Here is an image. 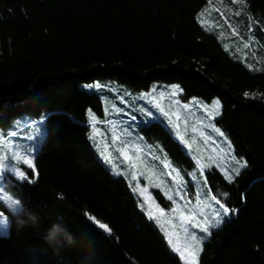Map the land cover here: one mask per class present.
I'll use <instances>...</instances> for the list:
<instances>
[{
	"label": "trees",
	"instance_id": "16d2710c",
	"mask_svg": "<svg viewBox=\"0 0 264 264\" xmlns=\"http://www.w3.org/2000/svg\"><path fill=\"white\" fill-rule=\"evenodd\" d=\"M213 1L0 0V133L46 116L35 124L44 136L34 183L4 181L20 207L0 202L10 217L0 264H184L142 197L91 146L86 110L103 118L102 97L118 104L110 83L168 95L178 86L182 103H221L216 124L247 167L232 183L206 170L211 194L239 211L212 229L198 264H264V0H221L241 13L242 36L252 24L247 58L202 18ZM135 126L177 169L195 167L159 122Z\"/></svg>",
	"mask_w": 264,
	"mask_h": 264
},
{
	"label": "snow or ice",
	"instance_id": "6c2138e0",
	"mask_svg": "<svg viewBox=\"0 0 264 264\" xmlns=\"http://www.w3.org/2000/svg\"><path fill=\"white\" fill-rule=\"evenodd\" d=\"M237 0H230V3H236ZM216 11L220 12L219 9ZM241 13L239 11L235 12L234 15L239 16ZM205 13H201L203 17ZM221 18L228 25L229 28H232V25L229 21V18L224 15L223 12H220ZM251 19V18H250ZM204 21L202 20V23ZM253 30L252 24L249 23L247 27V31L251 33ZM232 35L236 36L240 41V45L237 47V51L243 49H251L252 42L254 38L249 36L247 40L244 37L240 36L239 32L236 29H232ZM225 47H228L225 45ZM245 58H247V53L244 54ZM255 55V53H253ZM250 68L251 64L248 65ZM86 87L92 88L101 87L100 85H87ZM181 89L178 86H174L171 89L170 95L175 97L177 93H179ZM163 96V93H160ZM245 96H248V93H245ZM152 100L155 101V96H152ZM199 102L193 101V104H198ZM177 106H179V101H176ZM158 109L159 113L162 114L165 120H167V124L171 125L172 129L176 130L175 134L179 137L180 141L183 142L189 149L193 147L192 143H189L187 139H185V135L180 132L181 123L184 125V132H188L189 123L187 117H181L180 111L176 112L165 111V109L161 106L159 102L154 103L153 105ZM199 107L205 113L207 119L214 118L215 115H219L220 105L219 102H215L211 108L206 105L200 104ZM184 110L189 109L188 104L182 105ZM112 111L115 113H120L123 109L112 106ZM149 116H152V112H148ZM173 116L175 119H173ZM86 118L91 126V135L90 139L95 141L97 137L101 139L104 138V135L101 133V130L97 128V124L99 123H107L109 126V131L111 133V143H105L103 150L100 155L103 156L106 162L112 163L113 157L111 154V149L116 145L115 150L118 153L119 158L124 160L127 164V168L130 170V176L132 181L136 182L135 191H139L141 195L148 191V187H141L139 184V180L141 178H145L149 181V185L156 189L162 191L163 196L171 202L172 207L170 208V213H166L163 207H160L159 204L155 205V212L153 211L151 204L155 203V198L150 195L145 197V200L149 202L148 207V217L150 219H155L157 224H167L171 226V231L167 228H164L165 236L168 240V243L171 245L172 250L179 253L182 260L185 261V264H198V256L199 253L203 250L202 245L203 241L211 236L210 229L219 228L221 224L225 222L226 217H230L231 215H235L238 213V209L230 208L225 201H222L216 194H210L212 192V188L208 185V177L205 174L206 170H211L213 167L218 168L224 175V178L228 183H232L236 176L239 175L240 170L247 167V161L237 160L235 157H231L233 162V166L230 168H224L218 162V160H222L224 157L220 155L223 153V149H216L213 147L212 151L214 154L209 155L207 157V162L203 160L200 155H196L194 157L196 161L195 171L192 173H186L192 178V180H196L198 177L201 180L203 187L208 188V193L197 192L195 195V203L193 205L192 199L188 197V193L186 188L188 186V182L181 176L180 171L177 168H173L171 164L165 158L161 160V164L163 168L166 169V172H157L154 169L150 168L147 161L141 157L142 150L136 145H130L127 141L123 139L124 136H127V132L118 131V124L114 121H101L92 111L91 109L86 110ZM46 120V116H42L39 121H33V124L42 125ZM163 123V121H161ZM200 124L203 123L201 120ZM210 127H213L210 125ZM220 136H223V133L220 132L219 129H215ZM192 132V140L195 142L197 139L196 133L199 132V136L203 138V143L205 145L212 143L214 145V141L210 136H206L203 131L199 129L196 123L191 125ZM11 135H15V133H11ZM37 135H39V128H37ZM31 139V137H30ZM0 145H3L5 148V152L0 154V172L10 171L12 172L20 181L27 182L29 184L34 183L35 176L38 175L35 173V161L34 156L32 155L31 149H25L22 145H17L16 150L13 151V145L10 141H8L7 136L4 139H0ZM99 147V143L97 144ZM134 148L135 152L131 153L130 149ZM200 149L197 147L196 152L199 153ZM16 162L15 166L10 167L6 162L9 158ZM154 160H160V157H152ZM26 165L28 169H31L33 172V176L29 177L27 172L22 170L19 165ZM144 170L141 171L140 169ZM114 170L117 171L118 174L120 170L117 169L114 165ZM151 173V174H149ZM169 184L172 187H169ZM205 198L202 199L201 196ZM223 197H227L228 193H221ZM243 200L244 195H241ZM7 202V206L16 210L19 207V202L10 198L6 193L0 189V202ZM89 219L93 220L97 226L105 230L108 233H111V229L108 225L101 223L99 220H96L95 217H89ZM9 227V221L7 216L3 211H0V234H7V230ZM181 233L183 236L181 237Z\"/></svg>",
	"mask_w": 264,
	"mask_h": 264
},
{
	"label": "rangeland",
	"instance_id": "374dc122",
	"mask_svg": "<svg viewBox=\"0 0 264 264\" xmlns=\"http://www.w3.org/2000/svg\"><path fill=\"white\" fill-rule=\"evenodd\" d=\"M216 9H219L220 12H223L225 16L229 18V21L232 25V28H229L228 25L224 22V20L220 16V12L216 11ZM237 12L235 7H231L223 3L221 0H216L213 2H210L208 5V8L205 12V15L202 17L204 21L208 25H212L217 28L219 31V34L223 37L230 38V43L231 47L233 48L234 51H237V47L240 45V41L237 39L236 36L232 35V29H236L240 36L241 34V27H240V20L239 16L234 15V13ZM245 37L244 39L247 40L249 36H251L249 33L244 32ZM242 51H244L247 54H250V52H254V49H243L241 48ZM239 52V51H238ZM111 85H114V88H111L110 90L113 91V97H115V100L118 101V104L112 102L113 100L111 99H106L102 97V102H103V109H104V115L105 117L100 118L96 113H93L101 120V121H114L117 122L118 124V131L121 132H127L128 135L124 136L123 139L127 141L130 145H136L138 146L142 152H141V157L145 159L149 165L150 168L154 169L157 172H166L167 170L163 168V165L161 164V160H164L160 154H159V145L157 143H151L144 135L143 133L137 129L135 126L136 120L139 118L141 119H147V120H152L155 122H159V124L168 132L172 134L173 139L178 141L180 144L185 146L189 151H191L194 156L200 155L205 162H207V157L209 155L214 154L212 149L215 147L216 149H223L222 155L224 158L222 160H218V162L221 164L222 167L228 166L230 168L233 165V162L231 160V157H235L237 160H243L242 158L236 156L233 151L232 144L230 142V139L228 136L224 133V131L217 126L216 120L220 117L221 113L219 115H215L214 118L212 119H207L205 116V113L203 110L199 107L200 104L206 105L209 108H211L210 103H202L200 101H197L193 99V101L199 102L198 104H193V101L191 103H182L179 100L176 99V96H170L166 94V92H163V96L160 95V93H156L157 91L151 90L150 92H133L132 90L128 89L127 87L118 84V83H110ZM88 89H90L88 87ZM171 90L168 92L170 94ZM152 96H155L156 100H152ZM176 101H179V106H177ZM159 102L161 106L165 109V111H170V112H176L177 110L180 111L181 117H187L188 123H189V128L188 132H184V125L181 123V128L180 132L185 135V139L189 141V143H192L193 147L189 149L186 145L183 144L182 141H180L179 137L176 136L174 129H172L171 125L167 124V120L164 119L161 113H159L158 109L155 108L153 105L154 103ZM217 102V101H216ZM188 104L189 109L184 110L182 108V105ZM115 105V107L123 109L122 112L120 113H115L112 111V106ZM221 107V105H220ZM148 112H152V116L148 115ZM173 119L175 117L173 116ZM203 121L202 124H200V121ZM163 121V123L161 122ZM193 123H196L197 126L201 131L205 133L206 136H210L212 140L214 141V145L212 143H209L205 145L202 141L203 138L199 136V132L196 133L197 139L194 142L192 140V132H191V125ZM210 125L214 126L215 129H219L220 132L223 133V136H220L219 133L214 131L213 127H210ZM37 128H39V135H37ZM97 128L101 130V133L104 135V138L101 139L100 137H97V140L93 141L90 138L91 146L98 156V158L104 162L108 167H112L114 169L115 167H119L126 170H120V173L118 174L117 171H115L116 175H121L122 177L125 178L127 181L128 185L130 186L131 190L137 194H139L143 198V204L141 205V209L148 215V207H149V202L145 200V197L151 196L155 198V203L151 204V207L153 211L155 212V205L159 204L160 207H163L165 209L166 213H170V208L172 207V204L170 201H168L164 196L161 190L156 189L154 187H151L149 185V181L145 178H141L139 180V184L141 187H148V191L145 192L143 195L139 191H135L136 187V182L132 181L131 176H130V170L127 168V164L124 160L119 158L118 153L116 152L115 148L119 147V145H116L111 149V154L113 157V162L109 163L106 162L103 158V156L100 155L101 151L104 148L105 143H111V133L109 131V126L107 123H99L97 124ZM18 134V133H17ZM1 136H3L2 133H0ZM21 135L23 138L26 139V141H17V140H11V144L14 146L13 151L16 150L17 145H22L25 149H31V151L34 153L41 145L42 139L44 136L43 131L41 130V126H35L28 131H24L22 133H19L18 136ZM91 135V127H90V132H89V137ZM31 137V139H30ZM22 138V139H23ZM99 143V147L97 144ZM199 148L200 151L199 153L196 152V148ZM5 152V148L3 145H0V154H3ZM131 153L135 152L134 148L130 149ZM152 157H160V160H154ZM168 161V160H167ZM10 167L15 166L16 162L9 158V160L6 162ZM172 166V165H171ZM19 167L25 171V168H27L26 165H23L22 163L19 165ZM173 167V166H172ZM174 168V167H173ZM195 167L188 168L187 170L184 171V173H192L195 171ZM118 169V168H117ZM218 169V168H217ZM227 169V168H226ZM141 171L144 169L141 168ZM151 174V173H149ZM181 176L184 177V179L188 182V186L186 188V191L188 193V197L192 199L193 205L195 203V195L197 192L201 193H208V189L203 187L200 178L198 177L196 180H192V178L189 176V178L185 177L181 172ZM188 176V175H187ZM18 179L12 172L10 171H4L0 172V189L3 190L4 193H6L10 198L14 199L15 198L6 190V183H4L5 179H8L9 181L13 178ZM169 187H172L171 184H169ZM158 190L162 193V199L167 202L166 205H162L158 199L156 198L155 194L153 191ZM211 193H209L210 195ZM202 199L205 197L202 195ZM6 204L7 202L4 201ZM20 207V205H19ZM10 224V217L6 215ZM155 220V219H153ZM156 222V221H155ZM159 227L164 231V228H167L169 231H171V226L167 224H163V221L161 224H158ZM9 228V227H8ZM214 229V228H212ZM210 229V231H212ZM183 236V233H181V237ZM205 239L203 241H206ZM168 241V240H167ZM170 245V244H169ZM171 246V245H170ZM203 248V245H202ZM174 251V250H173ZM175 252V251H174ZM177 253V252H175ZM201 253V252H200ZM199 253V256H200ZM179 255V253H177ZM198 256V260H199ZM184 264L185 261L183 260Z\"/></svg>",
	"mask_w": 264,
	"mask_h": 264
},
{
	"label": "bare ground",
	"instance_id": "6f19581e",
	"mask_svg": "<svg viewBox=\"0 0 264 264\" xmlns=\"http://www.w3.org/2000/svg\"><path fill=\"white\" fill-rule=\"evenodd\" d=\"M216 101H211L210 102V104L211 105H213L214 103H215ZM219 102V101H218ZM219 105H221V103L219 102ZM219 113H221V115H222V106L220 107V109H219ZM220 115V116H221ZM33 127H35V124H33V122H30V123H28V124H24V125H21V126H19V128H18V130H20V129H22V130H25V131H27V130H29V129H31V128H33ZM9 135V136H8ZM5 136H7V139H8V141H11V140H17V141H26V139L25 138H23L24 137V135H23V137L21 136V135H17V134H15V135H11V134H5L4 136H1L0 135V139H4L5 138ZM23 138V139H22ZM103 164L106 166V167H108L104 162H103ZM171 164V163H170ZM172 165V164H171ZM173 166V165H172ZM174 168H176L175 166H173ZM119 170H121V168H119V167H117ZM179 170V169H178ZM180 171V170H179ZM185 177H187V178H189V176H187V175H185V173L183 172V171H180ZM116 176H121V175H116ZM154 192V194H155V196H156V198L158 199V201L162 204V205H166L167 204V202H165L161 197H162V193L160 192V191H158V190H155V191H153ZM162 200H160V199ZM143 199V198H142ZM155 221V220H154ZM95 227L98 229V230H100V231H103V232H106L105 230H102V229H100L98 226H97V224L95 223ZM107 233V232H106ZM165 235V234H164ZM166 237V236H165ZM166 240H167V238H166ZM180 256V255H179Z\"/></svg>",
	"mask_w": 264,
	"mask_h": 264
}]
</instances>
